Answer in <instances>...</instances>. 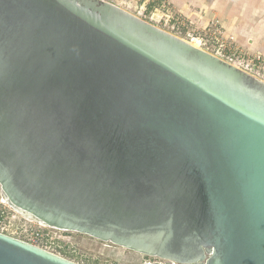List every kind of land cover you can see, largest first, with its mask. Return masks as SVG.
Instances as JSON below:
<instances>
[{
	"label": "water",
	"instance_id": "95a60500",
	"mask_svg": "<svg viewBox=\"0 0 264 264\" xmlns=\"http://www.w3.org/2000/svg\"><path fill=\"white\" fill-rule=\"evenodd\" d=\"M0 185L145 255L264 264V80L107 0H0ZM0 264L80 263L0 232Z\"/></svg>",
	"mask_w": 264,
	"mask_h": 264
},
{
	"label": "built area",
	"instance_id": "2783aa9c",
	"mask_svg": "<svg viewBox=\"0 0 264 264\" xmlns=\"http://www.w3.org/2000/svg\"><path fill=\"white\" fill-rule=\"evenodd\" d=\"M107 1L121 7L126 6L124 8L128 10L131 6L128 0ZM135 2L140 4L143 8L142 11H139L141 15L143 13L146 15L145 13L148 12L151 14L150 18L154 21L160 22L164 20L166 25L171 26V32L181 37H184L183 32L186 30L189 31L190 35L195 32L192 28L191 21L188 22L187 18L174 10L172 0H135ZM158 11L162 13L161 16L158 15ZM222 28L219 19L214 18L204 29V34H194L195 36L193 35L190 39L197 37L200 41V47L202 48L204 46L206 49H209V46L213 45L215 54L264 80V54L261 52H243L242 50L227 54L226 51L231 50L233 47L232 44L223 37ZM190 29L192 30L191 32ZM225 54L228 55L229 58H226L224 56ZM234 58L235 60H233ZM0 232L27 241L61 256L63 255L60 251L67 245L69 246L68 242H71L68 241L70 240L68 239L69 235L64 233L70 232L69 230L55 228L31 220L14 209L4 198L0 199ZM139 254L143 257L140 260V264H184L159 256Z\"/></svg>",
	"mask_w": 264,
	"mask_h": 264
},
{
	"label": "crops",
	"instance_id": "0c3cea01",
	"mask_svg": "<svg viewBox=\"0 0 264 264\" xmlns=\"http://www.w3.org/2000/svg\"><path fill=\"white\" fill-rule=\"evenodd\" d=\"M174 10L191 21L194 34L214 18L233 51L264 54V0H172ZM192 31V30H191ZM190 31V32H191Z\"/></svg>",
	"mask_w": 264,
	"mask_h": 264
},
{
	"label": "rangeland",
	"instance_id": "374dc122",
	"mask_svg": "<svg viewBox=\"0 0 264 264\" xmlns=\"http://www.w3.org/2000/svg\"><path fill=\"white\" fill-rule=\"evenodd\" d=\"M128 1L131 3V6L129 7V10L131 12L136 13L140 15L141 17L169 31L172 30L171 26L166 25L164 20L157 22L151 19L150 18L151 14L148 12L145 13L146 15H144V13L141 15L139 11H142L143 8L141 7L140 4L135 2V0H128ZM157 13L159 16L162 15L160 11H158ZM199 31L200 32L198 33L204 34V30L200 29ZM183 36L184 38L189 39L191 42L200 44L197 37H193L192 39H190L193 36V34L190 35L188 30L183 32ZM203 48L205 47L203 46ZM207 50L213 53L215 52L213 45H210L209 49ZM224 56L226 58H229V56L226 54ZM233 60H235V58ZM1 198H3V195H2L1 185H0V199ZM64 233L69 235L68 239L70 240L68 241H71V242H68L69 246L67 245L60 251L61 254L65 256L66 258H69L80 264H140V260L143 258L141 254L133 252L128 248L114 244L109 241H103V240L97 239L89 234L80 233L76 231H70V232H64Z\"/></svg>",
	"mask_w": 264,
	"mask_h": 264
},
{
	"label": "bare ground",
	"instance_id": "6f19581e",
	"mask_svg": "<svg viewBox=\"0 0 264 264\" xmlns=\"http://www.w3.org/2000/svg\"><path fill=\"white\" fill-rule=\"evenodd\" d=\"M198 39V38H197ZM198 41H199V39H198ZM200 42V41H199ZM194 45H196V46H200V44H197V43H195V42H192Z\"/></svg>",
	"mask_w": 264,
	"mask_h": 264
}]
</instances>
